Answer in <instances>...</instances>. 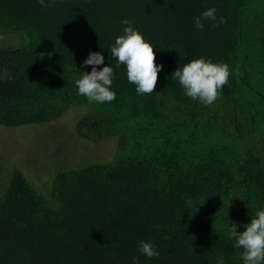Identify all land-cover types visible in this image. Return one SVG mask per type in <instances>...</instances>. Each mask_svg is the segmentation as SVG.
<instances>
[{
	"label": "trees",
	"instance_id": "1",
	"mask_svg": "<svg viewBox=\"0 0 264 264\" xmlns=\"http://www.w3.org/2000/svg\"><path fill=\"white\" fill-rule=\"evenodd\" d=\"M216 20L195 27L209 8ZM127 18L156 45V90L139 95L110 47ZM224 19V23L217 21ZM0 125L45 124L76 106L77 133L116 140L109 161L60 166L43 193L18 166L0 189V264H243L229 229L264 210V0H0ZM163 49V50H161ZM102 51L114 68L111 103L89 102L76 80ZM204 56L232 69L212 105L172 73ZM153 242L159 256L139 251Z\"/></svg>",
	"mask_w": 264,
	"mask_h": 264
},
{
	"label": "clouds",
	"instance_id": "2",
	"mask_svg": "<svg viewBox=\"0 0 264 264\" xmlns=\"http://www.w3.org/2000/svg\"><path fill=\"white\" fill-rule=\"evenodd\" d=\"M57 0H38L42 8H47ZM205 20H216V9L209 8L201 16L195 18V27L204 28ZM224 19L217 21L224 23ZM122 23L126 25L123 34L116 37L110 47V56L117 61V67L125 65L127 79L134 84L139 95H150L156 90L158 74L163 69V64H157L156 45L147 40L144 34L125 18ZM163 50V49H161ZM105 57L102 51L90 52L83 61L85 67L91 66V72L83 71L76 80L78 94L85 96L88 101L103 104L111 103L116 98L112 90L114 68L104 64ZM232 69L226 62H214L211 58L200 56L178 67L172 73L185 91V94L194 101L208 106L214 104L223 95V88L229 83ZM12 76L6 68H0V81L11 80ZM246 230L237 232L236 224L229 229L230 237L234 240V247L242 249L243 264H264V210H258ZM139 251L148 258L159 256L158 249L153 242L141 241ZM218 264H224L223 257L218 259Z\"/></svg>",
	"mask_w": 264,
	"mask_h": 264
},
{
	"label": "rangeland",
	"instance_id": "3",
	"mask_svg": "<svg viewBox=\"0 0 264 264\" xmlns=\"http://www.w3.org/2000/svg\"><path fill=\"white\" fill-rule=\"evenodd\" d=\"M19 37H0V48L15 46ZM86 106H76L54 121L16 128L0 125V189L11 168L18 166L43 193L49 192L52 173L60 166H81L89 161H109L116 140L93 142L77 133V122L86 116Z\"/></svg>",
	"mask_w": 264,
	"mask_h": 264
}]
</instances>
